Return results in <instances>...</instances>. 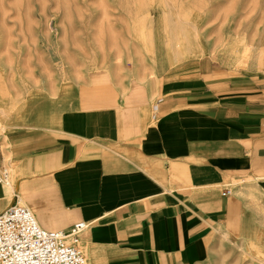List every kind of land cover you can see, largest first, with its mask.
<instances>
[{
	"label": "crops",
	"instance_id": "crops-1",
	"mask_svg": "<svg viewBox=\"0 0 264 264\" xmlns=\"http://www.w3.org/2000/svg\"><path fill=\"white\" fill-rule=\"evenodd\" d=\"M2 143L0 212L85 222L88 264H205L231 239L264 257V72L201 55L157 85L77 90L52 127Z\"/></svg>",
	"mask_w": 264,
	"mask_h": 264
},
{
	"label": "rangeland",
	"instance_id": "rangeland-1",
	"mask_svg": "<svg viewBox=\"0 0 264 264\" xmlns=\"http://www.w3.org/2000/svg\"><path fill=\"white\" fill-rule=\"evenodd\" d=\"M201 55L264 72V0H0V144L52 127L77 90L157 85ZM261 260L231 239L205 264Z\"/></svg>",
	"mask_w": 264,
	"mask_h": 264
},
{
	"label": "built area",
	"instance_id": "built-area-1",
	"mask_svg": "<svg viewBox=\"0 0 264 264\" xmlns=\"http://www.w3.org/2000/svg\"><path fill=\"white\" fill-rule=\"evenodd\" d=\"M0 172L6 179L7 171ZM86 227L77 222L66 231L46 230L30 208L16 201L0 212V264H88L79 243Z\"/></svg>",
	"mask_w": 264,
	"mask_h": 264
},
{
	"label": "bare ground",
	"instance_id": "bare-ground-1",
	"mask_svg": "<svg viewBox=\"0 0 264 264\" xmlns=\"http://www.w3.org/2000/svg\"><path fill=\"white\" fill-rule=\"evenodd\" d=\"M195 28H196V27H195ZM182 35H183V34H182ZM198 41H199L200 43L202 42L201 39H198ZM164 44H165V43H164ZM162 45H163V44H162ZM165 46H166V45H165ZM243 46H245V45H242V47H243ZM245 48H246V47H245ZM242 50H243V49H242ZM244 50H245V49H244ZM244 52H246V51H244ZM244 55H245V54H244ZM244 55H243V56H244ZM239 56H240V55H239ZM262 56H264V55H262ZM244 57H245V56H244ZM247 57H248V56H247ZM244 59H245V58H244ZM241 60H242V59H241ZM238 61H239V60H238ZM243 61H244V60H243ZM243 61H242V62H243ZM236 62H237V61H236ZM242 62H241V63H242ZM244 62H245V61H244ZM256 62H257V61H256ZM262 62H264V61H262ZM239 64H240V63H239ZM254 66H255V65H254ZM4 127H5V126H4ZM9 184H10V181L7 180V178L3 180V185L6 186L7 188L10 186ZM8 189H9V188H8ZM20 203H21V201H20ZM22 203H23V202H22ZM261 264H264V261H262Z\"/></svg>",
	"mask_w": 264,
	"mask_h": 264
}]
</instances>
